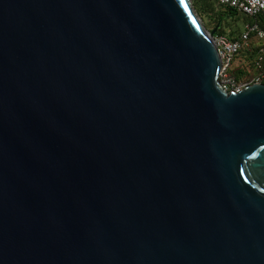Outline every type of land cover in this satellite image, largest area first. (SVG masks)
Returning a JSON list of instances; mask_svg holds the SVG:
<instances>
[{
  "label": "water",
  "instance_id": "95a60500",
  "mask_svg": "<svg viewBox=\"0 0 264 264\" xmlns=\"http://www.w3.org/2000/svg\"><path fill=\"white\" fill-rule=\"evenodd\" d=\"M191 0H0V264H264V83L220 84Z\"/></svg>",
  "mask_w": 264,
  "mask_h": 264
},
{
  "label": "trees",
  "instance_id": "16d2710c",
  "mask_svg": "<svg viewBox=\"0 0 264 264\" xmlns=\"http://www.w3.org/2000/svg\"><path fill=\"white\" fill-rule=\"evenodd\" d=\"M193 6L202 19L209 20V29L218 26L222 22L219 35H224L230 40L238 41L244 30L238 27L241 20L247 24H256L264 32V17H250L236 9L222 5L220 0H191ZM245 28V27H244ZM228 30V32H227ZM259 57H262L264 66V38L259 39L257 34L250 37V47L243 48L233 61L234 76L239 82L253 84L260 75L261 70L258 67Z\"/></svg>",
  "mask_w": 264,
  "mask_h": 264
},
{
  "label": "built area",
  "instance_id": "2783aa9c",
  "mask_svg": "<svg viewBox=\"0 0 264 264\" xmlns=\"http://www.w3.org/2000/svg\"><path fill=\"white\" fill-rule=\"evenodd\" d=\"M222 5L236 9L250 17H264V0H220ZM252 34H257L259 39L264 38V32L260 30L256 24H247L241 39L233 41L224 35H218L214 38L219 56L222 61V70L219 76L221 86L229 93H239L244 88L251 84L239 82L234 76L233 61L243 48L250 47V37ZM262 57H259L258 67L261 70L260 75L255 79V82L264 83V66ZM254 82V83H255Z\"/></svg>",
  "mask_w": 264,
  "mask_h": 264
},
{
  "label": "rangeland",
  "instance_id": "374dc122",
  "mask_svg": "<svg viewBox=\"0 0 264 264\" xmlns=\"http://www.w3.org/2000/svg\"><path fill=\"white\" fill-rule=\"evenodd\" d=\"M204 25L209 29V20L206 18H204V21H203ZM238 27H240L242 30H244V27H245V23L241 20L240 22H238ZM228 32V30H227Z\"/></svg>",
  "mask_w": 264,
  "mask_h": 264
}]
</instances>
